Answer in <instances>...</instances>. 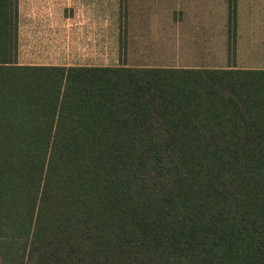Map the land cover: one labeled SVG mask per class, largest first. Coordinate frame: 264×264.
<instances>
[{
    "label": "trees",
    "instance_id": "1",
    "mask_svg": "<svg viewBox=\"0 0 264 264\" xmlns=\"http://www.w3.org/2000/svg\"><path fill=\"white\" fill-rule=\"evenodd\" d=\"M228 54L224 68L123 53L116 67L20 65L9 0L2 263L264 264V69Z\"/></svg>",
    "mask_w": 264,
    "mask_h": 264
},
{
    "label": "rangeland",
    "instance_id": "2",
    "mask_svg": "<svg viewBox=\"0 0 264 264\" xmlns=\"http://www.w3.org/2000/svg\"><path fill=\"white\" fill-rule=\"evenodd\" d=\"M228 1L236 2L237 22ZM8 6L9 0H0V14ZM17 13L18 64L116 65L127 52L125 63L132 66L224 68L234 53L236 67L264 69V23L245 35L257 23L241 21L243 15L263 16L264 0H17ZM205 17L216 20L195 21ZM142 24L145 31L135 30ZM118 42L117 55L111 49Z\"/></svg>",
    "mask_w": 264,
    "mask_h": 264
},
{
    "label": "crops",
    "instance_id": "3",
    "mask_svg": "<svg viewBox=\"0 0 264 264\" xmlns=\"http://www.w3.org/2000/svg\"><path fill=\"white\" fill-rule=\"evenodd\" d=\"M181 1H187V0H178V2H181ZM203 1H205V0H203ZM232 5V6H237V5H235L236 4V2L235 1H228V5ZM227 5V6H228ZM241 21L242 22H245V23H257V24H255V26H253V25H248V27H247V29H246V31L248 32V33H246L245 35H247V34H250V33H252L255 29H256V27H257V25H259V23L260 22H263L264 23V15L262 16H257V15H243L242 17H241ZM141 21H147V20H145V19H140ZM215 21L216 20V18L215 17H205L204 19H199V20H195V21H199V22H203V21ZM238 20H240V19H238ZM237 19L235 20V19H233V21H238ZM185 22V21H184ZM194 22V21H193ZM253 26V27H252ZM197 27H199L200 29H202L203 31H204V29H203V26H202V24L201 25H196L195 24V26L193 27L194 29L195 28H197ZM146 28H147V26L145 25V24H142L141 26H139V27H136V29L135 30H138V31H145L146 30ZM180 28H178V30H179ZM182 30H185V26H183V29ZM193 30V29H192ZM114 31H116V33H118V32H120V28L118 29H114L113 28V30H112V33H114ZM236 31H237V27H236ZM66 32H67V29H66ZM232 32V31H231ZM230 32V34H233V33H231ZM116 35V34H115ZM111 36V35H110ZM178 38H180L179 36H178ZM182 39V38H181ZM180 39V40H181ZM65 40V39H64ZM69 41H70V38H68V41L67 40H65V43H64V47H65V53H67V48H69V46H71L70 45V43H69ZM178 43H179V41H178ZM130 45H132V44H130ZM177 48V50H178V52L179 53H181V44L179 45L178 44V47H176ZM111 51H113V53H115L116 52V54L118 55V53H120V51H119V42L118 43H116V45L115 44H113V47H112V49H111ZM183 52V51H182ZM249 52H253L252 50H250ZM71 53H72V49H71ZM70 53V54H71ZM143 53V52H142ZM124 55H127V52H126V54L124 53ZM118 56H120V54L118 55ZM66 57V55L64 56V58ZM122 58L124 59V56H122ZM119 59H120V57H118L117 58V64L116 65H103V64H100V66H90V65H73V64H62V63H53V64H20V65H31V66H66V67H70V66H89V67H116V66H118V62H119ZM127 66H132V65H127ZM146 66H148V65H137V66H135V67H146ZM191 67H194V68H199V67H201V66H191ZM262 68V67H261ZM248 69H256V68H251V67H248Z\"/></svg>",
    "mask_w": 264,
    "mask_h": 264
}]
</instances>
